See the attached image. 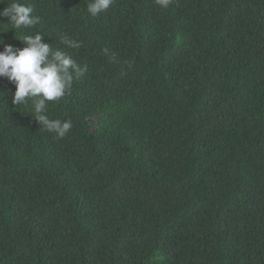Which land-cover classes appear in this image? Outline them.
Returning a JSON list of instances; mask_svg holds the SVG:
<instances>
[{"label": "trees", "instance_id": "1", "mask_svg": "<svg viewBox=\"0 0 264 264\" xmlns=\"http://www.w3.org/2000/svg\"><path fill=\"white\" fill-rule=\"evenodd\" d=\"M19 2L87 72L63 139L0 78V264H264V0Z\"/></svg>", "mask_w": 264, "mask_h": 264}, {"label": "clouds", "instance_id": "2", "mask_svg": "<svg viewBox=\"0 0 264 264\" xmlns=\"http://www.w3.org/2000/svg\"><path fill=\"white\" fill-rule=\"evenodd\" d=\"M114 3V0H89L86 12L95 17L106 12ZM160 7L167 9L172 0H157ZM0 17L9 18L11 28L19 30V40L24 47L16 48L11 44H5L3 40L0 46V78H7L16 86L12 98L14 105H28L34 113L35 121H38L43 129L54 133L59 139H63L72 128L71 120H59L49 117V103L58 102L71 94L73 84L85 77L87 66H81L73 56L62 49H54L52 45L42 42L44 35L36 32L35 35L25 34L42 23V17L35 14V5L21 3L13 0L3 11ZM60 42L68 49H78L81 42L61 35ZM0 95H4L0 93Z\"/></svg>", "mask_w": 264, "mask_h": 264}]
</instances>
